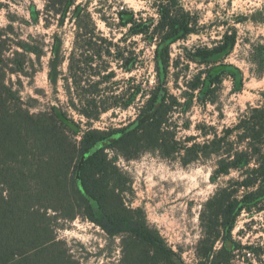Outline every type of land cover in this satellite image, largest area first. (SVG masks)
<instances>
[{"label":"trees","instance_id":"obj_1","mask_svg":"<svg viewBox=\"0 0 264 264\" xmlns=\"http://www.w3.org/2000/svg\"><path fill=\"white\" fill-rule=\"evenodd\" d=\"M18 1L23 0H0V10ZM41 1L43 9L35 5L31 13L35 20L44 19L45 28L55 27L49 41L46 35L24 38L16 29L15 15L11 12L9 23L0 27V264H86L57 236L59 220L77 217L97 224L109 238L122 235L121 264H185L148 224L144 210L128 203L126 195L132 189L131 180L110 157L109 149L126 159L151 151L170 160L180 159L184 165L215 158L212 180L229 178L204 205L198 256L203 260L200 264H232L237 250L248 249L234 237L239 216L264 209V92L263 99L255 105L248 104L238 121L223 133L215 126H209L211 131L200 126L206 139L199 142L193 137L191 145L181 142L169 122L177 98L168 93L170 61L166 50L176 40L196 33L198 20L182 0H153L160 17L156 33L162 35L156 58L159 84L152 89L147 107L152 111L158 104L152 116L127 127L94 128L92 123L103 113L128 106V101L122 103L124 98L112 94L113 91L101 94L100 81L79 93V102L71 99L65 105H56L50 101L41 108L43 103L38 97L23 94V77L33 78L37 65H42V58L49 52L51 87L56 88L65 75L63 66L68 60L69 70H74L80 87L83 82L90 83L93 76L103 75L107 81L115 75L110 42L104 38L93 40L98 23L89 5L77 0ZM263 9L251 15L255 21H264ZM100 18L110 28L130 27L134 34L153 26L127 8L118 12V22H109L101 13ZM67 24L75 25L84 36L90 35L85 46L94 55L67 56L65 38L59 33ZM235 43V33L228 35L205 58L210 59ZM96 61L100 63L98 67L94 66ZM138 61L133 57L125 65L131 70ZM228 69L222 65L210 67L204 80L198 75L190 83V90L195 91L201 84L204 87L220 84ZM232 69L236 83H242L239 70ZM62 78L69 81L67 75ZM132 88L134 97L141 87ZM71 108L88 119V127L80 135L76 128L81 125L69 113ZM233 171L237 175H232ZM218 241L221 247L216 249Z\"/></svg>","mask_w":264,"mask_h":264},{"label":"rangeland","instance_id":"obj_2","mask_svg":"<svg viewBox=\"0 0 264 264\" xmlns=\"http://www.w3.org/2000/svg\"><path fill=\"white\" fill-rule=\"evenodd\" d=\"M5 1V0H3ZM23 0L11 2L0 10V27L9 23V14H13L16 29L24 38L29 35H46L48 41L55 33V27H44V19L35 20L33 6L43 9L41 0ZM88 4L94 13L98 29L96 38L107 39L111 45L113 58L111 66L114 77L107 81L103 75L91 77L90 83L83 82L82 88L76 82L74 70H69V60L64 63L65 82L61 76L56 88L51 87L48 78V60L51 52L42 58V65H37L33 78L23 77L25 96L38 97L44 104L52 101L56 105H65L71 99L79 102V93L88 89L90 84L100 81L101 94L110 93L128 101L126 107H114L93 122V127L101 130L122 128L132 125L145 114L151 113L147 107L152 98V89L159 84L156 71V58L159 55L161 32L156 33L155 25L159 14L153 0H77ZM184 7L198 20L197 32L185 39H178L168 45L170 68L167 79L169 94L177 98L174 112L169 114V122L177 130L181 142L191 145L197 138L206 139L200 132V126L210 130L215 126L221 133L238 121V116L248 104L255 105L262 100L264 92V21L252 18L257 10L264 8V0H182ZM127 8L137 13L153 26L149 30L134 34L130 27L119 25L108 27L100 18L105 14L109 22H118V12ZM11 12V13H10ZM259 16V14H258ZM264 17V9L261 12ZM42 17V16H41ZM65 38L64 50L67 56L78 58L82 54L94 55L85 44L89 36L82 35L72 24L59 31ZM236 43L223 52L207 59L205 54L220 44L226 36L234 34ZM160 34V35H159ZM159 36V37H158ZM220 41V43H219ZM105 46V45H104ZM165 48V47H164ZM160 49V52L164 50ZM136 57L139 59L134 69L128 70L125 62ZM100 63L95 62L98 67ZM227 66L220 84L190 90V83L198 75L202 79L210 67ZM235 67L242 83L234 80ZM179 71V74L177 73ZM16 79V77H13ZM67 88H66V86ZM140 85L141 90L134 97L133 86ZM93 88V87H92ZM47 96V97H46ZM93 96V95H92ZM213 100V102H211ZM51 103V102H50ZM125 104V103H124ZM79 135L87 129L88 119L75 108L69 111ZM80 137V136H79ZM210 138V136L208 137ZM185 144V143H184ZM110 157L131 180V191L127 193L128 203L134 208L144 210L148 224L156 229L174 252L181 256L185 264H200L198 245L202 238L201 214L207 200L217 187L229 177L212 180L215 158L194 161L187 165L180 159H167L158 153L146 151L136 158L126 159L116 151L108 150ZM232 175H237L233 171ZM58 239L65 240L86 264H121L123 257L122 235L109 238L97 224L83 217L57 222ZM234 237L248 249L237 250L232 257V264H264V209L243 212L236 223ZM221 242L216 243V249Z\"/></svg>","mask_w":264,"mask_h":264},{"label":"water","instance_id":"obj_3","mask_svg":"<svg viewBox=\"0 0 264 264\" xmlns=\"http://www.w3.org/2000/svg\"><path fill=\"white\" fill-rule=\"evenodd\" d=\"M157 108H158V104L156 105L155 110ZM155 110L153 112H151V113L145 114L139 121H141L142 119H145V118H148V117L152 116L154 114Z\"/></svg>","mask_w":264,"mask_h":264}]
</instances>
